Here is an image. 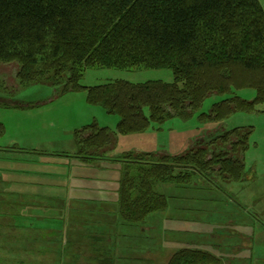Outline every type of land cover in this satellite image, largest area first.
Returning a JSON list of instances; mask_svg holds the SVG:
<instances>
[{
  "label": "rangeland",
  "instance_id": "rangeland-1",
  "mask_svg": "<svg viewBox=\"0 0 264 264\" xmlns=\"http://www.w3.org/2000/svg\"><path fill=\"white\" fill-rule=\"evenodd\" d=\"M19 68L17 61H0V103L26 105L0 107V233L7 224L11 229L0 244L7 245V264H167L182 248L208 252L219 264H264V104L237 111L222 123L202 120L201 114L230 97L213 94L186 119L173 117L150 123L142 133L116 137L104 151L107 160L87 165L76 131L95 123L114 133L118 116L87 104L83 91L58 95L50 85L21 84ZM238 78L240 85L244 77ZM116 80L141 84L174 79L169 69L91 68L81 84ZM232 92L246 101L255 98L250 87ZM235 128L250 131L242 181H230L215 168L206 178L191 176L183 186L158 184L154 191L165 196L166 208L139 225L122 221L118 188L123 157L177 156L197 140ZM19 230L23 239L10 236ZM230 230L250 238L251 246L237 243ZM36 237H44V244Z\"/></svg>",
  "mask_w": 264,
  "mask_h": 264
},
{
  "label": "trees",
  "instance_id": "trees-1",
  "mask_svg": "<svg viewBox=\"0 0 264 264\" xmlns=\"http://www.w3.org/2000/svg\"><path fill=\"white\" fill-rule=\"evenodd\" d=\"M0 61L19 63L21 84L50 85L58 95L83 91L87 104L118 116L114 133L95 123L76 131L79 154L90 165L107 160L104 151L116 137L142 133L150 123L173 117L186 119L213 94L230 97L201 114L202 120L222 123L264 104V10L258 0H0ZM91 68L169 69L174 80L85 87L81 80ZM243 87L255 90L252 101L232 95ZM249 135L235 128L197 140L177 156L123 157L119 217L139 225L164 210L165 196L154 191L158 184L183 186L191 176L206 178L215 168L230 181H242ZM219 261L208 252L182 248L167 264Z\"/></svg>",
  "mask_w": 264,
  "mask_h": 264
},
{
  "label": "crops",
  "instance_id": "crops-1",
  "mask_svg": "<svg viewBox=\"0 0 264 264\" xmlns=\"http://www.w3.org/2000/svg\"><path fill=\"white\" fill-rule=\"evenodd\" d=\"M259 1V3H260V5L262 6V8H263V10H264V0H258ZM62 157H65V158H68V160H70V159H74L75 157H72V156H62ZM47 157H45V159H46ZM49 159V158H48ZM53 159V158H52ZM67 160V161H68ZM82 165L83 166H87L85 163H82ZM4 206H6V205H4ZM4 223H7V221L6 222H4ZM7 226V231L6 232H3V233H0V237L2 238L3 237V235H5L6 237H7V234L9 233V232H11L10 230V228H8V224L6 225ZM13 228V227H12ZM14 228H16V227H14ZM18 229H20L19 227H18ZM27 232V231H26ZM230 232H231V236H233V239L234 240H236V242L237 243H240L241 242V246H244V248L245 247H248L250 244H251V241H250V238H248V237H242L241 236V234H239V232H235V231H232V230H230ZM10 236H13L14 238H18L17 236H19L21 239H23L24 238V231H21V230H19V232H15V234L14 233H12V235H10ZM230 236V237H231ZM27 238V237H26ZM36 238H38V237H36ZM35 238V239H36ZM38 239H41L42 240V244H44V237H40V238H38ZM6 241L7 239H3V241ZM4 241V242H5ZM241 246H240V248H241ZM251 246V245H250ZM29 249H31V248H29ZM32 250V249H31ZM81 252V251H80ZM22 253V252H21ZM0 264H7V245L6 246H2V244H0Z\"/></svg>",
  "mask_w": 264,
  "mask_h": 264
}]
</instances>
